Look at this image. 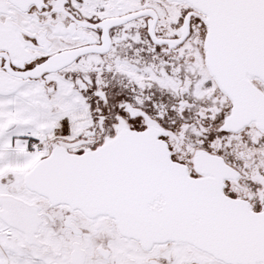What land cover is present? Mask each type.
Here are the masks:
<instances>
[{
    "label": "snow or ice",
    "instance_id": "obj_1",
    "mask_svg": "<svg viewBox=\"0 0 264 264\" xmlns=\"http://www.w3.org/2000/svg\"><path fill=\"white\" fill-rule=\"evenodd\" d=\"M0 264H264V0H0Z\"/></svg>",
    "mask_w": 264,
    "mask_h": 264
}]
</instances>
